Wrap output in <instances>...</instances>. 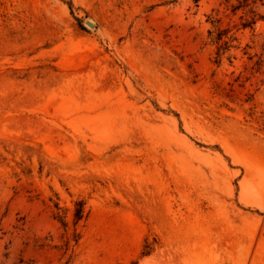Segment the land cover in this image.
I'll use <instances>...</instances> for the list:
<instances>
[{
  "label": "rangeland",
  "instance_id": "obj_1",
  "mask_svg": "<svg viewBox=\"0 0 264 264\" xmlns=\"http://www.w3.org/2000/svg\"><path fill=\"white\" fill-rule=\"evenodd\" d=\"M0 264H264V0H0Z\"/></svg>",
  "mask_w": 264,
  "mask_h": 264
},
{
  "label": "trees",
  "instance_id": "obj_2",
  "mask_svg": "<svg viewBox=\"0 0 264 264\" xmlns=\"http://www.w3.org/2000/svg\"><path fill=\"white\" fill-rule=\"evenodd\" d=\"M59 210V208H57ZM84 214H85V208H84V204L82 203H79L76 207V210H75V219L77 221H80L83 217H84ZM59 220L60 222L65 225L64 223V220L63 218L59 215Z\"/></svg>",
  "mask_w": 264,
  "mask_h": 264
},
{
  "label": "water",
  "instance_id": "obj_3",
  "mask_svg": "<svg viewBox=\"0 0 264 264\" xmlns=\"http://www.w3.org/2000/svg\"><path fill=\"white\" fill-rule=\"evenodd\" d=\"M88 25L91 26V27L93 26V24H91V23H89V22H88Z\"/></svg>",
  "mask_w": 264,
  "mask_h": 264
}]
</instances>
